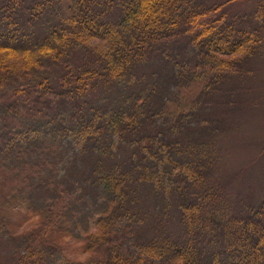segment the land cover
<instances>
[{"label": "trees", "instance_id": "obj_1", "mask_svg": "<svg viewBox=\"0 0 264 264\" xmlns=\"http://www.w3.org/2000/svg\"><path fill=\"white\" fill-rule=\"evenodd\" d=\"M233 1L0 0L11 264L61 242L88 255L67 264H264V201L233 203L215 180L237 97L223 86L264 49ZM145 229L148 259L126 238Z\"/></svg>", "mask_w": 264, "mask_h": 264}, {"label": "rangeland", "instance_id": "obj_2", "mask_svg": "<svg viewBox=\"0 0 264 264\" xmlns=\"http://www.w3.org/2000/svg\"><path fill=\"white\" fill-rule=\"evenodd\" d=\"M199 1L215 4L226 0ZM228 7L232 15L244 18L251 28L260 31L264 39V0H234ZM260 46H264V43ZM247 65L241 72L228 76L223 86L227 92L229 89L235 90L237 97L235 96L234 106L228 107L232 116L231 125L227 124L225 131L216 138L221 160L217 166L215 180L221 184L224 193L233 203L240 199L246 203L252 200H256V203L264 201V49L253 55ZM225 95L221 94L220 97L224 99ZM228 95L230 96V93ZM42 199L44 198L41 197L38 201L42 202ZM40 202H37L35 207L40 205ZM85 208L88 211L86 206ZM91 210L93 211L92 208ZM27 216H19L25 218L24 222L18 221L21 222L18 223L20 230H25L29 224L38 220L35 215L28 216L30 218ZM5 223L4 221L0 224V264H11L16 260L15 253L20 251L21 247L24 249V246L20 245L21 241L9 237L11 233ZM169 223L166 227L167 235H179L177 221ZM126 224V219L120 222V226ZM136 229L134 227L132 231ZM145 230L141 235L130 231L132 233L126 238L127 244L134 247L143 258L148 259L153 253L149 249L143 250L142 247L155 235V230ZM61 243L60 250L48 252L43 257L37 256L42 258L38 264H67L80 257H88L87 253L82 252L79 242H74L79 245L74 247H69L66 242Z\"/></svg>", "mask_w": 264, "mask_h": 264}]
</instances>
